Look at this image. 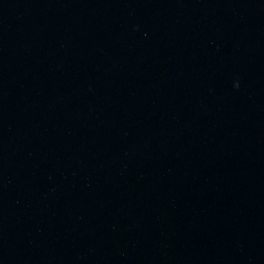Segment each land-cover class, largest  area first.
<instances>
[{
    "label": "water",
    "instance_id": "1",
    "mask_svg": "<svg viewBox=\"0 0 264 264\" xmlns=\"http://www.w3.org/2000/svg\"><path fill=\"white\" fill-rule=\"evenodd\" d=\"M0 264H264V0H0Z\"/></svg>",
    "mask_w": 264,
    "mask_h": 264
}]
</instances>
